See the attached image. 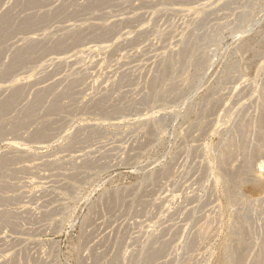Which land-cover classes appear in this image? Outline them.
I'll list each match as a JSON object with an SVG mask.
<instances>
[{
  "label": "rangeland",
  "instance_id": "obj_1",
  "mask_svg": "<svg viewBox=\"0 0 264 264\" xmlns=\"http://www.w3.org/2000/svg\"><path fill=\"white\" fill-rule=\"evenodd\" d=\"M0 264H264V0H0Z\"/></svg>",
  "mask_w": 264,
  "mask_h": 264
},
{
  "label": "bare ground",
  "instance_id": "obj_2",
  "mask_svg": "<svg viewBox=\"0 0 264 264\" xmlns=\"http://www.w3.org/2000/svg\"><path fill=\"white\" fill-rule=\"evenodd\" d=\"M30 41H32V42H35V41H36V39L32 38V39H30Z\"/></svg>",
  "mask_w": 264,
  "mask_h": 264
}]
</instances>
